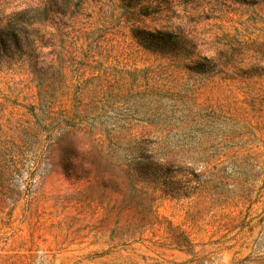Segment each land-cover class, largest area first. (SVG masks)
<instances>
[{
  "label": "rangeland",
  "instance_id": "374dc122",
  "mask_svg": "<svg viewBox=\"0 0 264 264\" xmlns=\"http://www.w3.org/2000/svg\"><path fill=\"white\" fill-rule=\"evenodd\" d=\"M111 1L0 52V264H264V0Z\"/></svg>",
  "mask_w": 264,
  "mask_h": 264
},
{
  "label": "trees",
  "instance_id": "16d2710c",
  "mask_svg": "<svg viewBox=\"0 0 264 264\" xmlns=\"http://www.w3.org/2000/svg\"><path fill=\"white\" fill-rule=\"evenodd\" d=\"M113 3L115 1L108 3L107 0H0V52L14 46L18 48L21 44L20 48L28 46V50H34L37 47L34 43L39 40L31 41L23 34L29 29L43 33L41 31L44 29L61 22L66 26H79L77 32L81 34L85 29L102 27L111 20L108 14L109 9H113L110 8ZM229 19L233 20L234 17ZM259 23L263 26L256 28L258 32L254 37L237 30L236 37H232L233 42L220 44V49L214 50L216 57L209 59L208 63H198V66L203 71L219 68V72L227 76L250 70L252 54H249V47H256L255 51L259 53L264 48V16ZM49 61L53 62L54 58L51 57ZM171 61L180 62L177 57ZM169 65L173 66L171 63Z\"/></svg>",
  "mask_w": 264,
  "mask_h": 264
}]
</instances>
